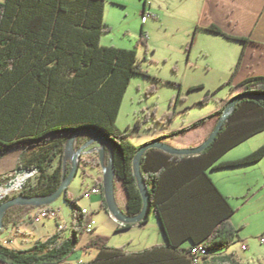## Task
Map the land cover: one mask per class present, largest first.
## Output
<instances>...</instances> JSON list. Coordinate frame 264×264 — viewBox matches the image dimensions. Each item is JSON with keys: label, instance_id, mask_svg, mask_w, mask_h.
Returning <instances> with one entry per match:
<instances>
[{"label": "trees", "instance_id": "trees-1", "mask_svg": "<svg viewBox=\"0 0 264 264\" xmlns=\"http://www.w3.org/2000/svg\"><path fill=\"white\" fill-rule=\"evenodd\" d=\"M106 1L0 2V157L23 150L20 168L35 171L37 178L34 184L25 185L19 195L47 196L61 186L63 157L69 138L82 128L98 130L112 142L116 183H122L128 197L124 211L129 217H136L142 211L144 200L133 160L142 145H134L130 130L120 131L117 120L133 77L143 71L137 49L101 44V37L112 30L105 20ZM145 3L148 4V0ZM204 30L243 44L250 42L229 35L216 25ZM141 41L147 44L145 38ZM243 57L244 54L228 84L232 85L240 71ZM235 88L242 90L240 94L253 97L237 103L223 129L200 154L175 156L150 149L141 160L150 208L160 220L168 244L130 255L123 249H113L108 236L96 235L89 247L99 250V254L87 264H150L152 262L147 259L155 251L178 254L182 260L177 264H194L191 250L199 245L206 250L200 264H248L239 262L232 254L220 256L240 240V235L231 221L235 213L233 205L208 174L210 169L238 168L258 164L264 159L263 146L241 159L221 162L233 148L264 132V76H251ZM209 97L207 94L203 103L209 101ZM231 100L193 128L207 125L214 130ZM99 158V154L82 158L81 164L102 169ZM70 171L68 162L67 172ZM100 186L101 205L108 211L102 181ZM63 197L73 209L70 236L64 237L61 227L52 237L37 240L32 248L21 251L0 243L1 263L63 264L67 260L86 233L91 218L84 215L78 205L80 198H73L68 189ZM5 201L10 198L0 201V205ZM20 208L22 206L8 211L0 235L10 225H17V219L11 217ZM40 209L51 214L49 206ZM148 221L125 224L117 232L145 225ZM187 240L192 246L179 250ZM216 253L215 259L208 260L210 254Z\"/></svg>", "mask_w": 264, "mask_h": 264}, {"label": "rangeland", "instance_id": "rangeland-1", "mask_svg": "<svg viewBox=\"0 0 264 264\" xmlns=\"http://www.w3.org/2000/svg\"><path fill=\"white\" fill-rule=\"evenodd\" d=\"M124 1L125 4L115 3L114 0L106 1L105 14L112 30L101 37V44L104 47L137 49L143 74L135 75L129 85L117 120L119 130L129 129L132 140L137 143L153 139L163 132L169 136L167 139L170 142H174V137L177 139L176 143L194 139L206 129H210L207 125H201V130L194 129L198 121L213 115L219 106L224 108L228 101L242 92H234L228 82L241 57L243 43L204 29L196 30L189 19L198 10V0H170L172 7L169 13L166 11L167 0H148V4L145 0ZM149 3L154 4L155 12H150ZM144 9L146 14H149V23L146 25L142 17ZM143 38L147 44L141 41ZM207 94H210L209 101L203 103ZM213 131L211 130L210 134ZM263 146L264 132L233 148L224 156V161L241 159ZM22 153L23 150H15L0 162V184L3 185L0 187L5 188L17 177H23L19 176L18 171L22 169L19 165L10 171L15 163L12 162L14 157L19 155V159ZM87 171L88 176L80 172L71 184L70 190L76 198H81L94 184L103 182L102 175L96 181L91 178V175L95 174L91 167H88ZM99 172L102 173V169H99ZM225 173L232 175L234 182L230 193L235 211L232 223L240 235V240L229 251L242 261L264 264V243L260 242L264 238V159L258 164L226 169ZM36 178L37 175L33 174L25 185L34 184ZM22 188L13 189L0 201L16 198ZM116 188L120 201V181H117ZM90 201L81 199L78 204L90 209ZM49 208L57 211L60 218L52 217L49 213V217L41 218L40 223H31V217L34 219L41 213L36 210L26 219L24 226L35 233L37 240L52 237L58 232L60 225L64 228V235L70 236L74 217L68 201L62 197L53 205H49ZM20 209H16L12 215L13 217L19 214L17 221L20 218ZM93 221L95 231L83 234V239L95 237L97 234L108 236L110 246L118 248L128 246L131 242L136 245L161 239L160 220L154 213L150 215L144 229L135 227L117 232L112 223H108L102 215H96ZM8 230L0 237L9 240L12 231ZM245 245L248 249H244ZM13 246L16 247L11 245L10 248Z\"/></svg>", "mask_w": 264, "mask_h": 264}, {"label": "crops", "instance_id": "crops-1", "mask_svg": "<svg viewBox=\"0 0 264 264\" xmlns=\"http://www.w3.org/2000/svg\"><path fill=\"white\" fill-rule=\"evenodd\" d=\"M114 1L115 3H120V4L126 3V1L124 0H114ZM169 1L170 0H167L168 5L166 4L168 6L166 9L167 13H169L172 7ZM196 2H197L196 6L198 10H196V12L193 13V16L189 19V21L193 23V26H195L196 29L197 28L205 29L208 26L216 25L220 27L221 29H223L225 33L229 35L240 37V38H246L250 40V42H248L247 44H243V49L241 52V56L242 54H244V57L242 59V66L240 68V71L237 72L233 80V83H232V88L234 92H237V91L239 92V90L235 87L242 84L249 77L264 76V0H198ZM149 5L151 7L149 8L150 12L151 13L153 11L155 12L154 4L152 5L149 3ZM146 8L148 9L147 6ZM144 11L145 9L143 10L142 15ZM105 19H106V23L110 24L109 21L107 20L106 14H105ZM147 23H149V20L145 23V25ZM221 109L222 107L219 106L216 112L220 111ZM194 129L201 130L203 129V127L199 126ZM210 132H211V129H208V130L206 129L194 139H189L186 142H182V143H176L177 142L176 137L173 138L174 142H170V140L167 139V137L169 136L165 132L160 133L156 137L154 136L153 139H147L145 142L137 143V142H134V140H132V142L136 146H141L144 144L146 145L147 143H150L154 140H159L161 138L160 141L162 143L172 145L173 147H176V149L194 148V147L199 146L205 139H208V137L210 136ZM88 140H89L88 137L86 138L82 137L77 143V147H79L82 143H86ZM9 154L7 153L6 155L2 156V158L0 159V162H3L5 157L7 155L9 156ZM18 156L14 157V159L12 160V162L15 161V163L12 166L10 171H13L14 168L16 169L18 165L20 166V157L18 159ZM96 156H97V153H88L82 158L85 159L88 157H96ZM107 159H109V154H107ZM233 160H238V159L232 158V159L224 161V157H223L221 162H228V161H233ZM55 166H57V163ZM87 168L88 167H84L80 163V167H79V171L77 175L81 172L82 175L88 176ZM92 169H93V172L95 173L94 176L91 175V178L93 180L96 181L97 179H100L101 175L103 176V171L102 173L99 172V168H92ZM225 170L226 169L224 170L210 169L208 171V174L210 178L213 180V182L220 189L222 194L225 197L229 198V201L231 203L230 193L232 191L234 182L231 179L232 175H229V173H225ZM220 174H227V175H220ZM32 176H30L29 178H31ZM0 186H3V185H0ZM70 187L68 188V193L72 195L73 198H76L74 193L70 190ZM94 187H98L100 189V194L99 195L96 194L90 198L91 208L89 209L86 206L79 205V204L78 205L83 209H87L91 213V216H88V217H90L92 220L96 217V215L97 216L102 215L105 217V220L108 223L111 222L112 225L115 227V229L118 230L117 225L113 221L114 219L111 216V213L102 208L101 204L103 203V195H102V191H101L102 188L100 184L99 183L98 185L94 184L93 188ZM116 198L119 203V207L122 210H125L128 197H127V194L125 192V188L123 187V185L120 190L121 203L117 197V193H116ZM81 199H83L82 196L78 201L79 203ZM52 209L55 210L54 208ZM36 210L38 209L33 208V207H22L19 210V213H20V218L18 220L19 222L17 221V225L12 224L9 227L8 231H12L11 238L9 240H6L4 237H0V243L5 244V246L6 244H8V247H11V245H16V247L13 246V249L20 250V251L32 248L34 245V241L37 240L38 238L33 231L29 230L28 228L24 226V223L26 219L30 215H32L33 212ZM17 216H19V214H17L16 216H13L11 219L15 220ZM58 216H59V213H58ZM30 220H31V223L34 222L33 216L31 217ZM231 221H232V218H231ZM145 225H135L132 228H135V227L142 228L143 227L144 229ZM60 226L62 227V225ZM62 234L63 236H65L64 232ZM97 235H100V234H97ZM160 235H161V239L159 240H153V241L149 240V242H143V243L140 242L139 244H136V245H133V242H131V244H129L128 246L126 245L120 248L112 247V246L111 247L113 249H123L124 253L130 254V255L137 254L140 252L147 251L148 249H151L155 247L156 245L157 246L167 245L168 241L166 239V235L164 234V232L160 231ZM68 236H65V237L67 238ZM92 238L93 237L91 236L89 238L83 239L81 236L80 242L77 245L76 249H74L72 254L67 258V260L64 261L63 264H87L93 261L95 258H97L99 254V250H97L96 248L89 247V242L92 240ZM191 246H192V243L187 240L184 244H182L179 247V250H185V249L188 250ZM230 254H232L234 258H236L241 263L251 264L248 261L247 262L242 261L240 257L231 253L229 250L225 251L220 256L230 255ZM217 255L218 253L210 254V257L208 260L215 259ZM181 260L182 258L181 256L179 257L178 254L174 252H167V251H155L154 254L150 255L149 258L147 259V261H151L152 263L157 261L160 264H177V262L181 263ZM260 264H263V263L260 262Z\"/></svg>", "mask_w": 264, "mask_h": 264}, {"label": "water", "instance_id": "water-1", "mask_svg": "<svg viewBox=\"0 0 264 264\" xmlns=\"http://www.w3.org/2000/svg\"><path fill=\"white\" fill-rule=\"evenodd\" d=\"M253 97L249 94H237L231 102L226 106L223 116L220 117L218 124L214 131L210 134L207 140H205L199 147L186 148V149H176L172 145L162 143L160 140H154L146 145H142L138 153L133 160L135 177L137 179L140 192L143 196L144 205L141 213L136 217H129L124 210L119 207V203L116 198L115 189H116V168L114 165L113 149L112 142L106 137L105 134L101 133L98 130L94 129H79L76 131L68 142H66L65 152L63 157V179L60 188L56 192L43 197H24L22 195L13 198L10 201H5L0 205V231L4 228V217L7 216L9 210L15 207H33L40 209L45 206L53 205L60 198L63 197L64 192L70 187L74 178L76 177L81 158L88 153H97L99 154V161L103 171V193L105 200L107 202L108 211L116 218L118 221L124 222L128 225H133L146 221L150 218L152 210L150 208V197L148 193V186L146 185L143 173L141 170V160H143L144 154L150 149H160L161 151L174 154L175 156H186V155H198L205 148L209 147L210 144L215 140L218 132H220L228 117H230L236 108L237 103L242 102L243 100ZM82 137H88L89 140L86 143H82L77 147V143ZM107 154H109V159H107ZM71 164L70 173L67 172V163ZM35 171L29 169H21L18 171L19 176H23L25 179L24 182L18 187L22 188L25 185L27 179L34 174ZM19 180L17 177L15 180L11 181L8 185L5 186L4 191L8 195L13 189L16 182Z\"/></svg>", "mask_w": 264, "mask_h": 264}, {"label": "built area", "instance_id": "built-area-1", "mask_svg": "<svg viewBox=\"0 0 264 264\" xmlns=\"http://www.w3.org/2000/svg\"><path fill=\"white\" fill-rule=\"evenodd\" d=\"M147 16H149V14H146V12L144 11L143 13V22L146 23L147 22ZM0 189H3L2 187H0ZM96 194H100V189L98 187H94L92 189H90L89 191H86L83 193L82 197L83 199H90L92 196L96 195ZM6 192L3 189L2 195L0 197V200H2L5 197ZM38 211H40L41 213L39 215H36L33 219L34 222L40 223L41 222V218H42V209H38ZM82 212L84 215L86 216H91V213L87 210V209H83L82 208ZM51 216L52 217H58V214L55 211L51 210ZM111 216L113 217V221L114 223L117 225L118 229H123L125 227L124 222L118 221V219H116L112 214ZM95 224V222L91 219V223L87 226L86 228V233H93L94 232V227L93 225ZM61 228V226L59 227ZM261 243H264V238H262L260 240ZM248 247L245 245L244 249H247ZM206 250L204 249L203 245H199L197 247H194L191 250V255L193 257V262L194 264H200L201 263V257L203 255H205Z\"/></svg>", "mask_w": 264, "mask_h": 264}, {"label": "bare ground", "instance_id": "bare-ground-1", "mask_svg": "<svg viewBox=\"0 0 264 264\" xmlns=\"http://www.w3.org/2000/svg\"><path fill=\"white\" fill-rule=\"evenodd\" d=\"M24 178L23 177H21L17 182H16V184H15V186H14V189L15 188H17L18 189V187L24 182ZM28 180V179H27ZM2 192H3V189H0V197H1V195H2ZM49 217V212L48 211H46V210H42V218H48Z\"/></svg>", "mask_w": 264, "mask_h": 264}]
</instances>
